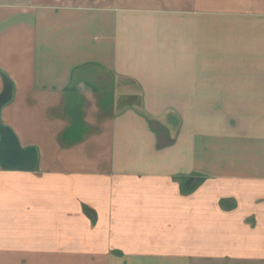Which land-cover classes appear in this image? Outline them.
I'll list each match as a JSON object with an SVG mask.
<instances>
[{
	"label": "crops",
	"instance_id": "obj_1",
	"mask_svg": "<svg viewBox=\"0 0 264 264\" xmlns=\"http://www.w3.org/2000/svg\"><path fill=\"white\" fill-rule=\"evenodd\" d=\"M2 74L0 256L264 264V0H0Z\"/></svg>",
	"mask_w": 264,
	"mask_h": 264
},
{
	"label": "water",
	"instance_id": "obj_2",
	"mask_svg": "<svg viewBox=\"0 0 264 264\" xmlns=\"http://www.w3.org/2000/svg\"><path fill=\"white\" fill-rule=\"evenodd\" d=\"M4 91L0 95V167L4 170L33 172L39 164V152L35 148L24 149L9 127L3 125L1 113L14 99V85L3 75Z\"/></svg>",
	"mask_w": 264,
	"mask_h": 264
},
{
	"label": "rangeland",
	"instance_id": "obj_3",
	"mask_svg": "<svg viewBox=\"0 0 264 264\" xmlns=\"http://www.w3.org/2000/svg\"><path fill=\"white\" fill-rule=\"evenodd\" d=\"M2 245H3V243H1L0 248H3ZM15 246H16V249H18V252H21L20 244L15 243ZM22 246H23V244H22ZM23 248L24 247H22V249ZM0 251H3V249H0ZM27 252H28V257L26 259L18 258L17 262H14L13 259H11L9 262L3 256H0V264H24V262L26 264H52L53 260H54L53 264H77V263H74L73 259L69 261L68 258H62V257L55 258V259H52L51 257L50 258L46 257L47 259L34 258L33 256L39 255L38 254L39 252L37 251V243L34 241L28 242Z\"/></svg>",
	"mask_w": 264,
	"mask_h": 264
},
{
	"label": "trees",
	"instance_id": "obj_4",
	"mask_svg": "<svg viewBox=\"0 0 264 264\" xmlns=\"http://www.w3.org/2000/svg\"><path fill=\"white\" fill-rule=\"evenodd\" d=\"M191 190H189L188 192H190Z\"/></svg>",
	"mask_w": 264,
	"mask_h": 264
}]
</instances>
